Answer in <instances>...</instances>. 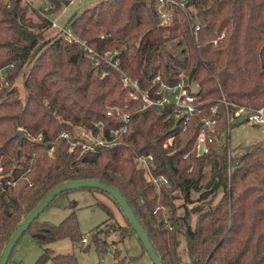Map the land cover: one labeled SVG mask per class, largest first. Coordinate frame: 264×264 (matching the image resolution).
Here are the masks:
<instances>
[{
	"label": "trees",
	"instance_id": "obj_1",
	"mask_svg": "<svg viewBox=\"0 0 264 264\" xmlns=\"http://www.w3.org/2000/svg\"><path fill=\"white\" fill-rule=\"evenodd\" d=\"M49 1L43 13L26 0H0V255L48 191L66 180L92 178L126 196L164 264H264V139L236 151L231 135L238 124L228 121L219 102L220 117L214 130L206 129L207 149L199 153L200 115L184 123L173 112L166 118L170 106L140 110L142 102L128 95L120 71L150 87L159 73L173 83L182 68L194 67L205 115L223 94L264 105V0H188L196 15L178 9L171 23L160 22L157 0H98L70 15L73 32L95 50H115L116 63H96L61 31H51V15L65 3ZM114 104L131 117L114 143L70 149L59 135L69 130L77 138L80 126L95 131L99 119L106 131L120 125V118L106 113ZM147 153L154 155L151 174L167 181L145 176L137 157ZM99 225L91 241L103 252L110 242ZM25 232L44 245L33 264H81L73 251L48 245L58 238L84 250L91 244L74 209L58 223L37 217Z\"/></svg>",
	"mask_w": 264,
	"mask_h": 264
},
{
	"label": "rangeland",
	"instance_id": "obj_2",
	"mask_svg": "<svg viewBox=\"0 0 264 264\" xmlns=\"http://www.w3.org/2000/svg\"><path fill=\"white\" fill-rule=\"evenodd\" d=\"M96 1L98 0H71L68 4L60 5L58 9H54L55 13L51 17L56 18L59 24L70 27L67 23L68 17L74 13H79L85 8L92 7ZM33 2L40 8L45 6L48 9V7L52 6L49 0L48 2L46 0H33ZM188 9L194 13L196 12V8L192 3L187 7ZM51 28V31L55 32L56 29L52 26ZM81 39L84 40L83 38ZM71 42L76 43L80 47L77 41L72 40ZM114 51L113 49L104 50L101 53V58L110 59ZM1 73L5 77V68H3ZM190 83L192 84L190 86L191 89L196 91L199 84L193 78ZM17 85L19 88L22 87L20 81ZM23 94L20 91V95L24 96ZM198 97L201 98L200 95ZM232 129L231 145L232 147H238L236 151L239 150L240 145L248 147L257 140L264 139V126L262 125L254 126L250 123L242 122ZM194 146H196V142ZM219 196L220 194L216 197L215 202ZM181 199L179 197L177 201L179 202ZM195 203H190L189 207L195 205ZM102 204L109 207L112 212L111 218H109V213ZM73 209L77 213L82 234L88 237L87 243L91 244L87 250H84L82 246L75 244L69 238L62 237L48 243L55 251H73L81 264H115L116 261H118V264H152V258L149 257L147 251H144L143 241L140 240L137 232L130 229V226L127 225L123 211H121L112 197L103 191L89 187L70 188V190L55 196L50 205L40 212L39 220L58 223ZM178 209V212L183 211L182 207ZM163 210L164 215H166L167 210L165 207ZM194 219L195 217L193 216ZM97 225L100 228H104L102 236L110 242V245L103 252H98L95 243L91 241L92 231ZM15 246L11 253L10 264H33L41 255L44 245H40L30 232H25ZM116 249V255L114 256L113 253Z\"/></svg>",
	"mask_w": 264,
	"mask_h": 264
},
{
	"label": "built area",
	"instance_id": "obj_3",
	"mask_svg": "<svg viewBox=\"0 0 264 264\" xmlns=\"http://www.w3.org/2000/svg\"><path fill=\"white\" fill-rule=\"evenodd\" d=\"M31 5H34L37 8H40L36 5L33 0H26ZM48 2V0H46ZM188 0H157V11L160 16L161 23H171L173 15L178 9H183L186 13L191 16H195L196 14L192 10H187V7L190 5ZM45 6L40 8V11L44 13ZM196 18V17H195ZM196 27L200 26V21L196 20ZM51 26L61 31L64 37L69 41H77L80 44V47H83L88 53H91V56H95V62H99L101 58V53L97 49L95 50L92 46H90L87 41L82 40L73 32L71 27L63 26L59 24L56 18L51 17ZM216 41V40H215ZM109 52V51H107ZM115 51L112 53L110 59H106L111 63H116L112 61V58ZM121 71V81L123 86L127 88L128 95L133 99L140 100L142 102L140 110L145 111L148 108H157L164 110L168 106L171 107L170 112L166 114V118L170 117V113H174L175 116H180L183 122H187L194 115H200V120L203 123V127L199 132L196 140V146L198 148V152L207 149V130H214L217 124L218 118L220 114L218 113V103L224 102L226 109L228 110L230 123H239L247 122L252 125H262L264 126V105L260 106H251L245 103L237 102L234 100H230L223 96L221 99L211 105V114L205 115L203 105L206 102L205 99H201L198 97L197 92L194 89H191V81H189V73L185 68H182L178 72V78L175 82L171 83L164 79L161 73L153 76L151 78V86H141L139 81L134 78L129 72ZM105 74V73H103ZM106 113L108 115L116 116L120 118L121 123L118 126L111 127L107 131L105 130V122L103 119H99V121L94 122V126L96 130L94 131L92 128L86 127H78L76 131L77 138H73L74 135L68 130H62L59 135L66 138L70 141L69 148H73L76 145H80L82 150H93L96 145L106 144L109 145L114 143L117 138L123 132H125L128 128V124L130 122V113L124 109L123 106L119 104H114L107 108ZM39 138L41 137L38 135ZM173 140V136H170L167 139V143H171ZM200 145L203 146V150L200 151ZM53 147L50 148V152H52ZM154 155L152 153L141 154L137 157V162L145 169V174L147 178H152L156 183L161 180L167 181L164 176H153L151 174V167L154 166ZM3 168L0 166V171ZM85 241L86 239L83 238Z\"/></svg>",
	"mask_w": 264,
	"mask_h": 264
},
{
	"label": "water",
	"instance_id": "obj_4",
	"mask_svg": "<svg viewBox=\"0 0 264 264\" xmlns=\"http://www.w3.org/2000/svg\"><path fill=\"white\" fill-rule=\"evenodd\" d=\"M71 2V0H64L65 4H68ZM191 72L189 73V81L192 80L195 68L191 67ZM17 134L21 136L24 135L23 129H18ZM203 150V146L200 145V151ZM98 188L102 189L104 191H107L109 193V196L112 197V199L119 204L122 211L124 212V215L128 219V222L133 227V229L136 230L139 238L141 241H143L144 247L149 255V257L152 258V262L154 264H164L162 261L161 256L158 255L156 248L153 244V241H151L150 236L148 235V232L146 228L141 224L139 218L137 217L135 211H133L130 203L128 202L125 195L121 193V191L113 186L112 184H109L103 180H97L92 178H85L83 179H70L63 181L62 183L54 186L50 191H48L42 199L39 201V203L34 206L26 216L19 222L17 227L14 229V231L9 236V239L4 244V248L0 255V264H8V260L10 258V255L12 251L15 248V245L17 244L18 240L24 235L26 229L28 226L40 215V212L44 210L54 199L55 196L65 190H70V188Z\"/></svg>",
	"mask_w": 264,
	"mask_h": 264
}]
</instances>
